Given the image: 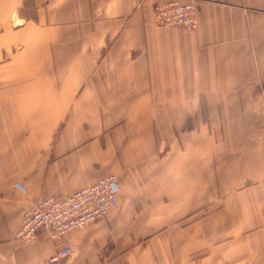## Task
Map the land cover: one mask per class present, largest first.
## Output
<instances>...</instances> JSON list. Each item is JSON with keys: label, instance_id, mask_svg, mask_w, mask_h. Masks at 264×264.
<instances>
[{"label": "crops", "instance_id": "crops-1", "mask_svg": "<svg viewBox=\"0 0 264 264\" xmlns=\"http://www.w3.org/2000/svg\"><path fill=\"white\" fill-rule=\"evenodd\" d=\"M161 1L0 0V264H264V0ZM109 174L106 218L17 239Z\"/></svg>", "mask_w": 264, "mask_h": 264}, {"label": "built area", "instance_id": "built-area-1", "mask_svg": "<svg viewBox=\"0 0 264 264\" xmlns=\"http://www.w3.org/2000/svg\"><path fill=\"white\" fill-rule=\"evenodd\" d=\"M197 10L195 0H164L155 5L154 20L157 26L195 30L198 23ZM119 191L117 175L109 174L66 196L41 198L23 214L17 239L30 243L46 230L50 239L55 241L103 220L116 205ZM70 254V248L60 243L57 253L49 261L56 263Z\"/></svg>", "mask_w": 264, "mask_h": 264}, {"label": "bare ground", "instance_id": "bare-ground-1", "mask_svg": "<svg viewBox=\"0 0 264 264\" xmlns=\"http://www.w3.org/2000/svg\"><path fill=\"white\" fill-rule=\"evenodd\" d=\"M116 175V174H115Z\"/></svg>", "mask_w": 264, "mask_h": 264}]
</instances>
